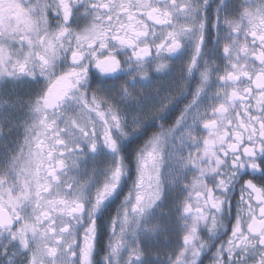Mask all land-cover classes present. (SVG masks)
Here are the masks:
<instances>
[{"label":"snow or ice","instance_id":"6c2138e0","mask_svg":"<svg viewBox=\"0 0 264 264\" xmlns=\"http://www.w3.org/2000/svg\"><path fill=\"white\" fill-rule=\"evenodd\" d=\"M264 264V0H0V264Z\"/></svg>","mask_w":264,"mask_h":264},{"label":"flooded vegetation","instance_id":"af4514ba","mask_svg":"<svg viewBox=\"0 0 264 264\" xmlns=\"http://www.w3.org/2000/svg\"><path fill=\"white\" fill-rule=\"evenodd\" d=\"M205 264H208V262H207V261H205Z\"/></svg>","mask_w":264,"mask_h":264}]
</instances>
